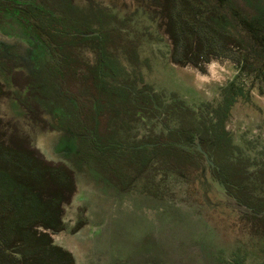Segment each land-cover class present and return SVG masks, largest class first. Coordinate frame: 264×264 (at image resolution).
<instances>
[{
    "label": "rangeland",
    "instance_id": "374dc122",
    "mask_svg": "<svg viewBox=\"0 0 264 264\" xmlns=\"http://www.w3.org/2000/svg\"><path fill=\"white\" fill-rule=\"evenodd\" d=\"M73 2L82 13L102 11L107 24L90 27V37L99 33V40L78 33L55 37L53 47L68 65L62 73L51 67L55 85L49 94L38 82L44 69L39 58L30 72L25 60L0 53L2 141L29 146L48 162L73 171L75 188L62 206L65 229L51 238L71 252L76 264H263L264 215L240 199L264 209V172H254L264 169V47L247 38L241 24L248 20L264 28V0H210L203 14L205 29L225 47L197 64L173 60L166 0ZM22 27L17 20L1 21L5 36L0 34V41L10 40ZM98 73L104 83L144 88L160 102L158 117L138 111L113 118L120 104L99 117L101 132L121 128L129 142L164 137L166 129L194 112L204 123L211 117L216 122L212 111L224 96L239 92L225 128L237 146L235 163L248 170L238 178L241 186L225 191L201 157L199 166L173 171L148 161L142 172L125 163L114 172L75 153L77 144L86 143L81 131L93 123L88 115ZM70 99L78 107L68 113L83 115L77 128L69 117L59 125L54 119L58 109L70 107ZM180 100L190 110L181 109ZM65 134L63 143L72 150L53 160L52 148Z\"/></svg>",
    "mask_w": 264,
    "mask_h": 264
},
{
    "label": "trees",
    "instance_id": "16d2710c",
    "mask_svg": "<svg viewBox=\"0 0 264 264\" xmlns=\"http://www.w3.org/2000/svg\"><path fill=\"white\" fill-rule=\"evenodd\" d=\"M166 1L168 31L174 43V61H192L197 64L224 49L223 41L210 37L205 29L203 14L209 9L210 0ZM102 13H82L73 0H0V22L17 20L24 26L20 32L23 37H33V34L40 36L41 39L34 38L32 43L36 47V57L44 65L39 76L42 79L38 82L43 83L48 94L55 85L50 77L51 67L62 73L68 65L61 50L53 47L55 37L78 33L77 37L99 40V33L90 37L93 31L90 27L107 24ZM241 24L246 29L247 38L264 47V28L254 26L248 20H243ZM190 52L194 57L188 56ZM95 78L97 80L92 87L95 95L92 93L93 105L88 115L93 123L91 128L81 131L86 142L78 147L82 156L92 159L100 169L110 168L114 172L123 168L124 163L128 168L142 172L154 156V161L161 160L173 171L180 167L200 165L199 158L203 156L195 144L199 141L213 160L215 175L225 189L230 192V188L241 186L240 175L248 170L240 169L239 163H235L237 146L225 128V121L239 92L224 96L219 106L212 111L216 122L211 117L209 123H204L194 112L189 118L183 116L182 121L170 128L161 140L155 138L129 142L120 133L121 128L101 132L99 117L105 115V111L111 113L114 105L118 104L122 108L116 114H110L113 118L121 116L123 112L134 114L145 111L156 115L160 102L144 88L136 89L125 82L107 84L102 82L99 73ZM3 87L0 81V96L4 93ZM69 102L70 107L58 109V114L62 119L64 116V119L71 118L76 125L77 118L81 119L83 115L77 112L73 118L68 110L70 112L72 107L77 109L78 105L75 99ZM178 103L181 108L187 107L181 100ZM1 134L0 131V264H76L71 252L51 238V233L65 229L62 206L75 188L73 171L64 164L48 162L29 146L6 144ZM240 202L252 212L259 213V217L264 215V209L249 206L247 200L240 199ZM227 264L237 263L234 260Z\"/></svg>",
    "mask_w": 264,
    "mask_h": 264
},
{
    "label": "flooded vegetation",
    "instance_id": "af4514ba",
    "mask_svg": "<svg viewBox=\"0 0 264 264\" xmlns=\"http://www.w3.org/2000/svg\"><path fill=\"white\" fill-rule=\"evenodd\" d=\"M0 34L5 36V34H2V32H0ZM11 34L12 35L10 36V40L0 41V53L1 54L3 53L7 57H11V58H17L18 57V58H21L22 60H25V63L28 65V70L30 72L31 71L33 72L34 71V65L36 64L35 58H37L36 57V47L32 43V41L34 40V37H32V36H29L28 38L23 37V35H21V33L19 31H15L14 33H11ZM14 35H16V36H14ZM181 109L190 110L188 107H185V108L183 107ZM155 116L158 117V114H156ZM64 117H63V119H64ZM54 119L57 121L58 125L60 124V120H63L62 116L56 117ZM180 121H182V119H180ZM165 127H167V126H165ZM173 127H175V126H173ZM173 127H169L168 129H166V134H167L168 130L170 128H173ZM71 134L74 135V132H72ZM75 134H77V133H75ZM166 134L164 135V137L166 136ZM65 135L66 136H61L59 138V140L57 141V144L56 145L54 144L55 146H53V148H52L54 151V154H55L53 157V160H55V158L57 159L61 155L62 156H68L66 153L68 152L69 149L72 150L71 145L63 143V139L67 137V134H65ZM155 138L158 140H161L163 138V136H155ZM155 138H151V139H155ZM195 144H196L199 152H201L203 158H205L206 162L211 164L213 175L215 176L219 185L222 186L225 191H227L225 189V187L223 186V184L219 182V180L217 179V177L215 175V172L213 170V167H215V164H214L213 160L209 157L208 153L202 148L199 141H196ZM78 147H79V145L77 144L76 149L73 150L75 153H79ZM206 155L208 156L209 161H208ZM149 161L150 162L154 161V156L151 157L149 159ZM160 162H161V160H160ZM254 172L255 173H261V170L256 169V170H254ZM227 192H229V191H227ZM229 193H231V191Z\"/></svg>",
    "mask_w": 264,
    "mask_h": 264
},
{
    "label": "water",
    "instance_id": "95a60500",
    "mask_svg": "<svg viewBox=\"0 0 264 264\" xmlns=\"http://www.w3.org/2000/svg\"><path fill=\"white\" fill-rule=\"evenodd\" d=\"M201 149V148H200ZM207 156V155H206ZM207 159H208V156H207ZM208 161H209V159H208Z\"/></svg>",
    "mask_w": 264,
    "mask_h": 264
}]
</instances>
